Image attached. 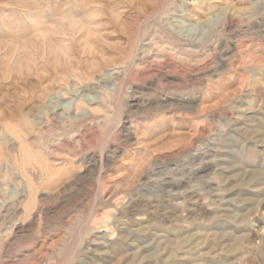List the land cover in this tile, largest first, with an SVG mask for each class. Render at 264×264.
<instances>
[{
    "label": "rangeland",
    "instance_id": "obj_1",
    "mask_svg": "<svg viewBox=\"0 0 264 264\" xmlns=\"http://www.w3.org/2000/svg\"><path fill=\"white\" fill-rule=\"evenodd\" d=\"M0 264H264V0H0Z\"/></svg>",
    "mask_w": 264,
    "mask_h": 264
},
{
    "label": "bare ground",
    "instance_id": "obj_2",
    "mask_svg": "<svg viewBox=\"0 0 264 264\" xmlns=\"http://www.w3.org/2000/svg\"><path fill=\"white\" fill-rule=\"evenodd\" d=\"M143 13V12H142ZM121 23H124V22H121ZM126 23L127 22H125V25H126ZM128 25V24H127ZM119 26V25H118ZM134 26H136V25H134ZM119 27H121V26H119ZM123 27V26H122ZM121 27V28H122ZM130 27V26H129ZM125 28V27H124ZM122 30H124V29H122ZM89 31H90V33L91 34H93L94 35V33L96 32V31H94V30H92V29H89ZM121 31V30H120ZM124 34V33H123ZM88 37V36H87ZM92 38H86L85 39V43H86V45H91L92 43H94V41L93 40H91ZM104 42V41H103ZM54 43V42H53ZM84 43V42H83ZM49 44H52V42L51 41H49ZM105 44V43H104ZM113 44V43H112ZM53 45H55V44H53ZM111 45V44H110ZM82 46V45H81ZM109 47V46H108ZM88 48V47H87ZM55 51H57L56 52V54L58 53V52H60L59 54H57V59L55 58V60H54V65H56V61H58V64L60 63V60L62 61V60H70V59H72L71 57V51L68 49V47H65V46H63L62 45V43H58V44H56L55 45ZM101 50V49H100ZM96 52H98L97 51V49L95 50ZM54 52V51H53ZM54 54V53H53ZM74 55V54H73ZM69 58V59H68ZM100 59H103V58H100ZM109 61V60H108ZM107 61V62H108ZM52 61H50L49 63H51ZM102 62H103V60H102ZM105 63H106V61H105ZM94 64V63H93ZM52 65H53V63H52ZM34 66V65H33ZM57 66V65H56ZM92 66H95V64L94 65H92ZM35 67V66H34ZM97 67V66H96ZM26 70V69H25ZM39 70V69H38ZM34 71L35 72H37V68L35 67L34 68Z\"/></svg>",
    "mask_w": 264,
    "mask_h": 264
}]
</instances>
